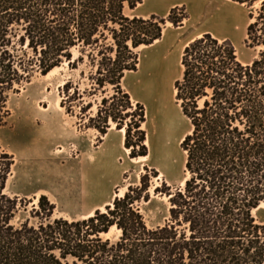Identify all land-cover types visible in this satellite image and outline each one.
<instances>
[{
    "label": "trees",
    "instance_id": "trees-1",
    "mask_svg": "<svg viewBox=\"0 0 264 264\" xmlns=\"http://www.w3.org/2000/svg\"><path fill=\"white\" fill-rule=\"evenodd\" d=\"M142 1L0 0V127L10 94L32 71L45 75L65 61L75 68L86 56L92 89L113 91L88 117L91 125L101 134L109 121L124 127L129 155L145 156L130 138L135 129L143 140V107L135 104V120L121 81L136 70L134 49L185 15L174 17L178 7L165 19L126 14ZM231 1L251 9L245 44L258 53L243 64L231 40L209 32L183 48L174 88L191 127L180 143L187 175L183 186L164 191L166 221L145 223L143 182L82 219L54 217L45 195L29 208L31 199L7 192L13 158L0 147V264H264V220L253 214L264 205V0ZM112 227L120 232L115 241L101 236Z\"/></svg>",
    "mask_w": 264,
    "mask_h": 264
},
{
    "label": "rangeland",
    "instance_id": "rangeland-1",
    "mask_svg": "<svg viewBox=\"0 0 264 264\" xmlns=\"http://www.w3.org/2000/svg\"><path fill=\"white\" fill-rule=\"evenodd\" d=\"M173 7L181 9L174 17L184 13L185 18L177 26L165 22L160 39L134 49L136 70L125 72L121 81L132 109L136 103L143 107V140L138 141L142 136L135 129L130 138L135 151L145 146L146 155H129L124 127L116 129L109 121L110 127L101 134L91 125L88 117L96 115L101 98L113 91L109 86L104 94L92 89L89 75L94 69L86 56L75 68L65 61L45 75L32 71L30 79L17 85L9 96V114L0 127V147L13 158L8 193L31 199L29 208L45 195L54 204V217L72 220L86 218L96 209L104 211L129 186L143 182L148 185L149 200L138 206L145 223L155 227L166 221L169 204L164 191L183 186L187 175L180 143L191 127L174 88L182 75L183 48L209 32L231 40L243 64L258 53L245 44L251 9L231 0H143L134 10L126 9V14L165 19ZM77 55L74 50L73 57ZM119 98L117 95L114 102ZM135 112L134 119L139 120L140 112ZM253 214L264 220V205ZM119 235L112 227L101 236L115 241Z\"/></svg>",
    "mask_w": 264,
    "mask_h": 264
},
{
    "label": "bare ground",
    "instance_id": "bare-ground-1",
    "mask_svg": "<svg viewBox=\"0 0 264 264\" xmlns=\"http://www.w3.org/2000/svg\"><path fill=\"white\" fill-rule=\"evenodd\" d=\"M57 67H55V68H53L50 72H52L54 69H56ZM49 72V73H50ZM182 184H183V182H182ZM123 194V192L122 191H120V193H119V195H122ZM36 201V200H35ZM102 210H103V208H102ZM89 215H92V213H90Z\"/></svg>",
    "mask_w": 264,
    "mask_h": 264
}]
</instances>
